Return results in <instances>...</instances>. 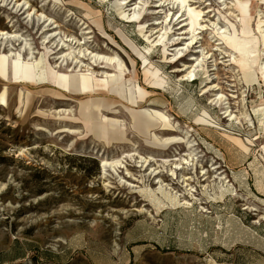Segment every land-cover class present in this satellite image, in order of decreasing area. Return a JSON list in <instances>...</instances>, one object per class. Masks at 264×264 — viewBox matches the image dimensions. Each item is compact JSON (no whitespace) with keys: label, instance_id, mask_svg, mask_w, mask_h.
<instances>
[{"label":"rangeland","instance_id":"obj_1","mask_svg":"<svg viewBox=\"0 0 264 264\" xmlns=\"http://www.w3.org/2000/svg\"><path fill=\"white\" fill-rule=\"evenodd\" d=\"M27 1L29 11L43 12L57 26L42 34L23 10L0 3V30L20 35L32 52L14 43L21 62L0 69V264H264V78L258 71L254 78L239 73L214 32L228 26L221 14L240 29L239 0ZM247 1L250 27L261 39L264 0ZM122 10L139 15L128 21ZM89 19H99L103 32L93 26L82 33ZM191 30L208 52L202 57L194 51L201 47L188 44ZM54 31L86 42L80 68L94 69L100 98L108 96L103 80L115 69L94 63L87 52L112 56L116 50L129 68L126 78L133 76L147 92L137 108L170 116L175 131L159 134L174 135L167 146L135 138L128 103L112 93L119 113L102 109L103 115L123 119L134 144L95 137L78 112L90 97L27 68L45 59L53 67L63 64L56 56L66 49L56 46L58 36L48 38ZM44 46L54 53L46 56ZM206 56L194 79L183 76L184 63L197 66L190 58ZM76 70L73 60L61 66L64 74ZM47 83L55 98L42 91ZM209 84L218 89L204 94ZM212 93L225 101L219 104ZM204 112L209 122L197 123ZM185 133L190 149L177 142ZM138 156L154 160L147 165ZM174 164H182L176 179L169 175ZM159 178L179 194L176 199L159 190Z\"/></svg>","mask_w":264,"mask_h":264},{"label":"bare ground","instance_id":"obj_2","mask_svg":"<svg viewBox=\"0 0 264 264\" xmlns=\"http://www.w3.org/2000/svg\"><path fill=\"white\" fill-rule=\"evenodd\" d=\"M9 1V2H8ZM50 1L53 2V5L57 2L60 3V0H47L44 2V4ZM131 0H129L130 2ZM180 1V0H179ZM0 3H3L5 5H9L10 9H14L17 12H21V14L26 13L25 18H27V22L32 25H37L39 27H42V34H46L48 30L51 28H55L57 25L56 22L49 16L45 15L43 12H37L33 9L29 11V3L27 0H23L22 2H17V0H0ZM56 3V4H57ZM1 6V5H0ZM237 9L240 12V18H239V25L240 29L236 27L234 23H232L225 15L221 14V18L225 20L228 24L227 27L221 28L219 26L214 32L215 36H218L220 40L223 41L225 46L230 50L232 53V62L237 67V71L241 73L243 76L246 75L248 77L254 78L257 71L261 74L262 78H264V62L260 61V54H264V50L260 49V45L264 48V28L262 29L261 39H259L257 36H255L252 32V29L250 27V21L251 16L249 12V5L247 0H239L236 4ZM120 9H123L121 6ZM121 14L128 20L131 21V17H137L139 15V11H134L132 14L126 11H121ZM188 14V13H187ZM87 15V14H86ZM88 16V15H87ZM182 16V15H181ZM6 18L10 22L13 18L6 13ZM184 20V19H183ZM67 21V19L65 20ZM46 22V23H45ZM141 22V21H140ZM85 23L82 29H86L82 33H90V27H96L97 30L102 31L101 23L99 19H89L88 22ZM82 23V24H83ZM87 23H89L87 25ZM194 23V20L191 16H189V25L192 26ZM217 24V23H216ZM186 25V23L182 24ZM38 27V28H39ZM203 27V26H202ZM258 27L260 28V24H258ZM89 29V30H87ZM193 30H191V34L189 37V45L190 48L195 47H201L199 50H194L195 52H199V56L202 57L206 53H204L203 45L197 43L196 41V35L192 33ZM60 33L57 31H54V33L50 34L48 38L54 39L58 36L57 44L60 43L62 47L61 49H66V53H62L61 55H57V58H62V65H65L66 59L73 60L75 64H77V70L75 72H70L67 74L62 73L61 66L62 65H55L54 67L51 66V64L45 59L42 64H39L37 61H31L28 63H25L27 65V68H34L36 70L41 71L42 77L45 80H48L46 82H52L55 81L54 78H58L60 82H58L59 87L68 90L69 92L75 93L76 95H87L89 96V102L82 103L79 106L78 112L80 115H82L83 120L86 124L88 129H90L94 136L103 139L106 143H117V144H123V143H130L134 144L133 140H130L126 136V129H125V121L123 119H118L117 117H107L103 115L102 109L112 110L115 114H118L119 111L116 109L114 104H116L119 101H114L111 97V93L114 95L119 96L120 98H124L126 102L128 103V106L125 108L128 109L129 117H130V128L133 133L136 134L135 138L137 139H143L147 144L149 145H155V146H167L168 143L171 141V139L174 138V135H168V136H159V134H166L167 132H174L173 129V123L171 121L170 116L164 112L163 110L156 109V108H142L138 109V102L143 100L144 97L147 95V92L143 90L139 85L136 84V81L133 79V76L130 78H126L130 74L129 68L126 67L124 61L121 59V56L117 54L116 50L114 51V54L112 56H107L103 53H97V52H87V48H85V51L88 53V56L91 55L90 60H92L94 63L98 62L101 63L102 61L107 62L108 64L112 65L115 69V72L113 74L104 72L106 77L103 81H106V89H107V97H99L95 94V86L98 85L96 82H94L96 79L93 76V70L94 69H86L81 70V66L83 63L79 58L85 56L84 52L81 50V44L86 43L83 41H79V39L76 36H70L66 37V35H63L62 37L59 36ZM105 35V33H104ZM64 37V38H63ZM109 37V36H108ZM66 38V39H65ZM112 43H116L114 39L109 37ZM22 42V49H25V47L30 51V56L32 57L31 52V44L27 42L25 39H23L20 35L0 30V48L4 49L5 45L9 47L5 53L0 54V69L2 71L7 70V63L15 64V66L19 65L20 61V50L21 48L16 51L14 48V43ZM49 42V41H48ZM55 43V42H54ZM118 46L117 44H115ZM196 45V46H194ZM115 46V47H116ZM46 48V56H49V52H51V49L47 46H44ZM189 48V46H186L185 49ZM74 50L77 51V55L74 53ZM181 50L178 52L181 53ZM261 52V53H260ZM256 53V54H255ZM236 54V55H233ZM208 56V55H207ZM199 58V57H191V60L197 61V66L184 63V68L180 71L184 73L183 76L192 77L194 79L195 71L197 68H201L206 63V58ZM212 55L209 56L211 58ZM57 68V69H55ZM186 72V73H185ZM133 74V73H132ZM57 75V76H55ZM134 75V74H133ZM135 77V76H134ZM95 79V80H94ZM47 83V88L42 90L44 94L49 95L51 98H55L57 95L55 92V89ZM233 86V85H232ZM215 89H218V85H211L209 84V87L204 90V94L210 93L211 91H214ZM124 93V96H123ZM30 92L26 91V98H28ZM21 91L19 90L18 93V101L20 104L21 99ZM212 95L217 97L216 102L219 104H222L225 99H223V95L212 93ZM126 96V97H125ZM114 97V96H113ZM216 98H214L215 100ZM213 100V101H214ZM224 112L227 114L228 111H230V106L224 107ZM231 114V111L228 112L227 116ZM209 114L204 112L203 117H199L196 121L197 123H204L207 124ZM178 143H186L188 148H192L191 141L188 139L187 134L185 133L183 137H180V141H177ZM131 154H127L128 156H131ZM137 155V154H136ZM143 160V163L147 164L149 163V160H154L153 157H143L138 156ZM165 162L169 161L168 159H163ZM102 164H112L110 161H103ZM116 164H122L119 160L116 161ZM182 164L187 165H193L192 163H189L188 160H184ZM182 164H174L172 168H170L169 175L172 176V179H176L177 175L176 172L179 171L182 168ZM113 166V165H112ZM189 179V177H185L183 180ZM159 183V190L164 191L165 193L173 195L172 197L174 199L179 196L176 192L171 193V188L167 187V184L163 183L162 180L159 178L156 180ZM133 186V184H131ZM187 202V201H184Z\"/></svg>","mask_w":264,"mask_h":264}]
</instances>
